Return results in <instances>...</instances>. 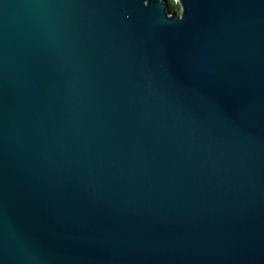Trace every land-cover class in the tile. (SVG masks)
I'll use <instances>...</instances> for the list:
<instances>
[{"label": "water", "instance_id": "95a60500", "mask_svg": "<svg viewBox=\"0 0 264 264\" xmlns=\"http://www.w3.org/2000/svg\"><path fill=\"white\" fill-rule=\"evenodd\" d=\"M0 0V264H264V0Z\"/></svg>", "mask_w": 264, "mask_h": 264}, {"label": "trees", "instance_id": "16d2710c", "mask_svg": "<svg viewBox=\"0 0 264 264\" xmlns=\"http://www.w3.org/2000/svg\"><path fill=\"white\" fill-rule=\"evenodd\" d=\"M170 11L173 13L180 14V5L175 3L173 0H168Z\"/></svg>", "mask_w": 264, "mask_h": 264}, {"label": "rangeland", "instance_id": "374dc122", "mask_svg": "<svg viewBox=\"0 0 264 264\" xmlns=\"http://www.w3.org/2000/svg\"><path fill=\"white\" fill-rule=\"evenodd\" d=\"M173 1L178 4V2L176 0H173Z\"/></svg>", "mask_w": 264, "mask_h": 264}]
</instances>
